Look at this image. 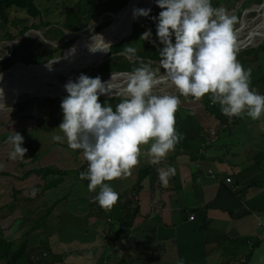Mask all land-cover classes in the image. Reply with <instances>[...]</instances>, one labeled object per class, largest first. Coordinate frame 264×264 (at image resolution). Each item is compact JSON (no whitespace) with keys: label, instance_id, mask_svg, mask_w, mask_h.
<instances>
[{"label":"crops","instance_id":"crops-1","mask_svg":"<svg viewBox=\"0 0 264 264\" xmlns=\"http://www.w3.org/2000/svg\"><path fill=\"white\" fill-rule=\"evenodd\" d=\"M246 55L244 67L262 63ZM251 87L264 95V76L251 78ZM179 99L182 139L159 165L141 146L131 175L107 182L119 193L110 211L95 202L99 189L88 191L89 181L80 179L88 169L82 152L39 141L24 143L25 157L12 161L8 137L35 125L21 118L0 124L1 234L15 249L25 244L14 264H264V115L229 118L208 95ZM170 166L176 175L165 188L157 169ZM48 169L55 172L41 171ZM0 264L13 263L3 257Z\"/></svg>","mask_w":264,"mask_h":264},{"label":"clouds","instance_id":"clouds-1","mask_svg":"<svg viewBox=\"0 0 264 264\" xmlns=\"http://www.w3.org/2000/svg\"><path fill=\"white\" fill-rule=\"evenodd\" d=\"M155 3L162 10L151 17L156 22L158 43L151 42L158 49L162 74L154 72L150 64L141 63L120 83H114L115 73L108 81L81 73L64 85L67 95L61 101L63 119L58 126L63 136L52 139L82 152L88 169L80 173V179L89 181L88 191L99 189L94 199L106 211L119 199V193L107 182L131 175L140 162L141 146H148L144 154L152 165H159L175 150L182 139L175 127L180 96L199 101L208 95L229 118L246 115L256 121L264 115V95L251 87L252 70H246L237 59V17L222 7H213L212 0ZM151 12V8H134L133 17H149ZM151 37V29L141 35L144 41ZM110 50L111 43L101 34H95L88 45L92 54ZM136 51L129 46L122 54L132 57ZM161 84L173 86L179 95L157 94L154 89ZM100 96H119L121 100L114 109L108 103L102 105ZM24 139L19 132L8 137L10 160H23L28 152ZM3 168L0 164V171ZM157 172L165 188L169 178L176 175L171 166ZM37 191L33 189V197Z\"/></svg>","mask_w":264,"mask_h":264},{"label":"rangeland","instance_id":"rangeland-1","mask_svg":"<svg viewBox=\"0 0 264 264\" xmlns=\"http://www.w3.org/2000/svg\"><path fill=\"white\" fill-rule=\"evenodd\" d=\"M35 2L39 5V8L41 10L40 17H32L25 10L18 9L15 7L9 10L8 21H5L0 16V66L3 67V70L0 71V76L3 77L6 74H13L15 73V71L21 68H28L35 72L36 66H47V64L51 62L52 59L47 62H42V64L39 65L36 62L35 57H32V53H34L35 51H39L40 49H46L49 47L60 48L57 50V52H55V56L53 57V59H56V63H60L64 60L62 67L55 68L56 71L60 68H63L62 70H60L61 72L57 71L58 73H75L80 69L82 64L88 63L86 65L84 64V66L78 72L84 71L83 74H86L90 77L100 76L102 80L106 81L110 79L112 73L114 72H106L101 75H98L97 70L104 64L105 61L114 59L116 56L123 55L131 62L139 61L140 65L141 63L145 64L143 58H138L137 56L128 57L127 55H124L122 53L110 55L109 52L105 56L101 55V57L95 61L94 59H96L97 53L92 54L88 50L83 49L81 46L76 47L74 53H68L67 51V49L71 48L75 44L92 40V37L95 34H99L102 30H104L113 23L114 18H112L111 14L119 13V11H109L91 20L82 18L76 22V29H68L65 27V24L68 22V17L70 13L72 11L81 12V7H84L87 4V0H35ZM263 2L264 0H235L234 2H232V4L223 8L226 9L230 15L234 16H236L238 12H241V16H236L237 23L235 25V28L237 30L242 25L243 13L247 9H251V11L245 15V18H247L248 21V27L250 29L255 25V19L258 16V12L255 7L262 4ZM141 18L136 21V23H132L126 28L122 39L124 44L127 45V47H134L139 52L144 51V40L141 39L142 34L139 32V30L144 29L146 27V18L145 20ZM262 20H264V18ZM262 20L261 22H263ZM49 23L50 26H48ZM136 24H138L139 26L136 27ZM34 25H39L40 28L30 29L26 33L25 37L18 41L20 38H22L21 30L26 26L33 28ZM102 26H104V28L99 30ZM59 28L64 30V34L60 35L57 33V29L59 30ZM248 31L249 30L247 29L244 30L243 35H246ZM262 31L258 32L256 35L255 33H253L255 36L252 35L247 37L244 40L243 45H241L240 47L252 46L254 44L256 45L262 42ZM10 34L16 36V38L11 40L9 36ZM47 41L52 42L53 44H50ZM247 49L248 48L239 51L237 55V59L239 62L242 59H245L244 57L247 56L243 53ZM73 56H75V58ZM257 56L259 57L257 58ZM252 57L254 59L262 61V63L257 65L255 68L249 67L252 70L251 78L256 79L259 76H264V51L253 53ZM146 63L150 64L152 66V70L154 72H157L158 75L163 73L161 71H158V69L154 67L159 66V59L150 58L146 61ZM25 64L38 65L27 67ZM73 64H75L76 66L73 67ZM244 68L246 70L249 69L246 67ZM3 71L5 72L2 73ZM50 72L56 73L52 70ZM17 77L21 79L25 78L24 74H21ZM66 78H68L69 80H75L78 77L69 75ZM125 78L126 77H124V79ZM42 85L48 88L55 87L53 83H47L43 80H35L32 82L16 81L9 84H5L0 88L5 87L18 89L21 87H37ZM258 86L261 87V85ZM161 93L162 92H157V94ZM166 93L179 95L178 91L174 87ZM59 94L61 93H53L46 97H44L43 95H39V97H34L33 95L21 96V94L19 95V97H7L3 95L0 96V104H4L7 102L13 103V105H10L8 103L6 104L8 106L4 107L3 109H0V124H7L8 121H13L20 118L23 120L27 119V122L30 119H33L32 123L33 125H35V128L33 130H25V132L21 133L25 138L24 143H29L30 145H37V142L40 141L42 145L44 143L47 148H52L53 146L58 147L60 145L68 149L70 152H74L68 147L66 142H55L52 139V137L55 135L63 136V133L58 128L59 124L62 122L63 119V112L61 110L60 105L62 99L67 94H62L58 96ZM120 100L121 97L110 98L100 96V102L102 103V105L104 103H108L114 109L116 104H118ZM36 108L38 109V114L37 116H34V109Z\"/></svg>","mask_w":264,"mask_h":264},{"label":"trees","instance_id":"trees-1","mask_svg":"<svg viewBox=\"0 0 264 264\" xmlns=\"http://www.w3.org/2000/svg\"><path fill=\"white\" fill-rule=\"evenodd\" d=\"M131 1L132 0H87V4L84 7L83 6L81 7L82 8L81 12L72 11L70 13V15L68 17V22L65 24V27L68 29H76L77 28L76 22L78 20H80L82 18H86V19L91 20V19H94V18H96V17H98V16H100L106 12H109V11L118 12V11L122 10L123 8H125ZM136 1L137 0H133L131 2V5L134 4ZM234 1L235 0H212V4H213V7H222L223 8L225 6L232 4V2H234ZM262 4H264V3H262ZM13 7L25 10L30 16L35 17V18L40 17V15H41V10L39 8V5L35 2V0H0V16L5 21H8L9 10ZM161 10L162 9H160L158 6H155L154 8H152V12H151L149 17H143L142 16V18H141L143 20H145V18H146V27L144 29H140L139 32L141 34H143L144 32H146V30L148 31L149 29H151V31H152V37L150 38V40L143 41L144 51H142V52L136 51V54H135V56H137L138 58H143L145 61V64H147L146 61L150 58L151 59H160L157 47L151 42V40H157V43H158V39L156 37V22L151 17L158 16V14ZM241 15H242L241 12H238L236 14L237 17H239ZM131 16H133V11L130 14V16H128V17H131ZM48 26H50V23L48 24ZM138 26L139 25L136 24V27H138ZM39 28H40L39 25H34L33 28L26 26L25 28H23L21 30V36L26 34L30 29H39ZM102 28H104V26H102L99 30H101ZM117 32H118V30L116 29V22L114 20L110 26H108L107 28L102 30L99 34L102 35L103 39H111L114 36H116ZM57 33L62 35V34H64V30L59 28V30L57 29ZM261 33H262L261 35H262V40H263L264 39V30ZM9 36H10L11 40L16 38V36H14L12 34H10ZM118 41L113 42L111 44V50L109 51L110 55H116L117 53H124V49L127 47V45L124 44L123 40L121 42L117 43ZM89 43H91V40L86 41V42H82L79 44H75L71 48L67 49V51H68V53H70V49L76 48L78 46H81L83 49L88 50ZM115 43H117V44H115ZM58 49H60V48L49 47L46 49H40L39 51H35L34 53H32V57H35L36 62L38 64H42V62H47L51 59H52V61H55L56 59H53V57L55 56V52H57ZM259 51H264V43L257 48L256 47L248 48L243 53H244V55H246V54L252 55L253 53L259 52ZM73 57L75 58V56H73ZM49 63L47 64V66L49 65ZM53 64H57V63L55 62V63H52L51 65H53ZM84 64H86V63H84ZM84 64H82L80 69L84 66ZM74 66H76V65L73 64V67ZM139 66H140L139 61L131 62L130 60L125 58V56L121 55V56H116L114 59H110V60L105 61L104 64L97 70V74L101 75V74L106 73V72H116V71L132 72V71H134V69L136 67H139ZM154 67L156 69H158V71L163 72V69H160L159 66H154ZM62 69L60 68L57 71L61 72L60 70H62ZM2 70H3V67L0 66V71H2ZM52 71H55L56 73H58L55 69ZM41 171L43 172V174H46V175L52 174L55 172L54 170H51V169L41 170ZM1 231H2V229L0 226V258L8 257L10 259V261L14 264L18 261L19 257H21V253L23 252V250L25 248L24 247L25 244H23L24 246L22 245L20 247V249H15V243L13 241L7 240L1 234ZM249 258H250V255H248V259Z\"/></svg>","mask_w":264,"mask_h":264},{"label":"bare ground","instance_id":"bare-ground-1","mask_svg":"<svg viewBox=\"0 0 264 264\" xmlns=\"http://www.w3.org/2000/svg\"><path fill=\"white\" fill-rule=\"evenodd\" d=\"M136 3L137 2H135L132 6H130L124 12L115 13L112 16V18H114V20L116 22V29L118 30V32H117L116 36H114L113 38L104 39L105 41H108V42H110L112 44L113 42H116V41H118V40H120L122 38V36H123V27L126 24H128L129 22H132L133 20L137 19V18H134L133 16L128 17L131 14L128 11L133 9L135 7ZM154 3H155V0H152L149 4H145L142 8H147L148 6H151ZM256 8L257 7H255V9ZM256 10L258 12V16L255 19V25L249 29L247 18H245L244 28H246L249 31H248V33L246 35H243V31L246 30V29L241 31V33L239 35H237V42H239L241 40L242 41L245 40L247 37L252 35V32L257 33L260 30H264V21L261 22V20L264 18V4L259 6ZM255 30H257V31L255 32ZM100 57H101V53L98 52L97 53V57L94 60L96 61ZM63 61L60 62V63H57V64L50 65V66L48 65V66H45V67L36 66V71L35 72L30 70V69H28V68H21V69L15 71V73H13V74H6L2 78H0V87L5 85V84H9V83L16 82V81L32 82V81H35V80H37V81L43 80V81H45L47 83H53V85L55 86L54 88L53 87H49L48 88V87H46L44 85L37 86V87H21V88H18V89L5 88L4 87L5 89L4 88H0V89L3 90L2 92H0V96L3 95V96H7V97H19V95L21 94V96L22 95L23 96H28V95L32 96L33 95L34 97L35 96L39 97V95H43L44 97H46V96H49V95H51L53 93H63V91H66L64 85L69 81V79L66 78V77H68L69 75L70 76L72 75V76H75V77H79V75L84 72V71L78 72L79 70L77 72H75V73H73V72L72 73L71 72L70 73L69 72H66V73H52V72H50L51 70H54L57 67H62L63 66ZM32 66H35V65H32ZM32 66H27V67H32ZM4 72H2V73H4ZM21 74H24V76H25L24 79H21V78L17 77V76H19ZM116 76H117V79L114 81V83H120L121 81L124 80V77L126 76V74H122V75L121 74H116ZM61 78H66V79H61ZM106 81H108V80H106ZM172 88H173V86H170V85H159V86H157L156 89H154V91L156 93L157 92H169V90H171ZM8 103L9 104H13V103L7 102V103H4V104H0V106L1 105H6Z\"/></svg>","mask_w":264,"mask_h":264},{"label":"water","instance_id":"water-1","mask_svg":"<svg viewBox=\"0 0 264 264\" xmlns=\"http://www.w3.org/2000/svg\"><path fill=\"white\" fill-rule=\"evenodd\" d=\"M133 1V0H132ZM131 1V2H132ZM131 2L125 7V8H123L122 10H120L119 11V13H121V12H124L125 10H127L128 8H129V6L131 5ZM156 6V3H154V4H152L151 6H148L147 8H154ZM251 11V9H247L244 13H243V16H242V25H241V27L237 30V35H239L240 33H241V31H243V29H245L244 28V24H245V15L248 13V12H250ZM136 23V22H135ZM133 26V25H132ZM25 35L26 34H24L23 36H22V38H20L18 41H20L21 39H23L24 37H25ZM122 39L123 38H121L117 43H119V42H121L122 41ZM15 42V41H14ZM48 43H50V44H53L52 42H49V41H47ZM117 43H115V44H117ZM263 43V40H262V42H260L259 44H257V45H252V46H244V47H239L240 48V50H243V49H246V48H249V47H258V46H260L261 44ZM26 65V64H25ZM32 65H34V64H29V65H27V66H32ZM36 65H38V64H36ZM35 65V66H36ZM39 65H41V64H39ZM6 71V70H5ZM4 72V71H3ZM115 74H128V73H131V72H124V71H116V72H114ZM65 92V93H64ZM62 94H67V92L66 91H63V93H61V94H59L58 96H60V95H62ZM57 96V97H58ZM102 97H108V96H102ZM116 97H119V96H116ZM51 98H56V97H51Z\"/></svg>","mask_w":264,"mask_h":264},{"label":"built area","instance_id":"built-area-1","mask_svg":"<svg viewBox=\"0 0 264 264\" xmlns=\"http://www.w3.org/2000/svg\"><path fill=\"white\" fill-rule=\"evenodd\" d=\"M217 134H218V132H217L216 130H211V135H212V136H217ZM228 181H229V182H232V179L229 178ZM234 189L236 190L235 187H234ZM109 221H111V219H109ZM125 228H126V226L123 225V226H122V229H125Z\"/></svg>","mask_w":264,"mask_h":264}]
</instances>
